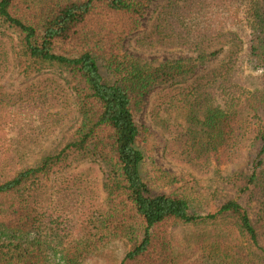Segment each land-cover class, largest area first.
<instances>
[{
  "label": "trees",
  "instance_id": "obj_1",
  "mask_svg": "<svg viewBox=\"0 0 264 264\" xmlns=\"http://www.w3.org/2000/svg\"><path fill=\"white\" fill-rule=\"evenodd\" d=\"M155 1L0 0L2 66L13 58L25 75L57 73L73 93L80 119L65 146L33 164L11 169L13 154L0 151V264H84L121 239L132 248L120 264H184L172 229L223 218L236 220L224 235L238 243H223L220 233L203 239L198 246L210 254L206 261L264 260V77L257 87L242 77L244 64L264 75V0H169V38L188 53L153 66L124 45L141 30ZM233 5L247 14L248 30L210 34L201 28L200 19ZM216 59V68L196 76L199 66ZM165 86L179 91L170 104L194 118L214 98L224 104L198 120L199 137L189 131L185 141L179 139L188 159L221 162L242 157L244 150L251 156L249 170L229 182L236 197L213 214L195 211L189 192L170 189L178 178L151 165L150 131L138 117L146 98ZM2 125L0 118V133ZM85 163L103 173L104 204L81 213L74 201L76 215H68L62 202L42 201L48 184L74 196L68 174Z\"/></svg>",
  "mask_w": 264,
  "mask_h": 264
},
{
  "label": "rangeland",
  "instance_id": "obj_2",
  "mask_svg": "<svg viewBox=\"0 0 264 264\" xmlns=\"http://www.w3.org/2000/svg\"><path fill=\"white\" fill-rule=\"evenodd\" d=\"M168 1L153 2L142 20L141 30L130 36L124 45L125 51L153 66L166 59L186 56L188 53L187 49L174 46L169 38L172 31L167 28L168 15H165L164 9L170 3ZM173 9L175 10V7ZM206 16L200 19V25L210 34L219 31L242 34L248 30L245 27L247 14L243 8L238 9L236 5L220 8ZM222 57L223 55L219 59ZM219 59L199 66L196 76L200 77L216 68ZM10 61L11 64L5 66L0 63V92L6 99L0 114L3 121L0 151L5 150L13 154L10 166L11 169H18L22 164H33L65 146L79 127L80 119L75 97L57 73L47 70L28 76L17 68L13 58ZM242 77L250 86L257 87L264 75L244 64ZM165 87L153 90L146 98L145 108L138 117V122L150 131L149 142L153 145L151 165L178 178V183L170 189L189 192L185 194L192 198L195 211L201 215L213 214L227 201L236 197L237 193L229 182L236 174L249 170L251 156L244 150L242 157L224 158L221 162L214 159L206 161L204 158L188 159L179 139L184 138L185 141L182 135L189 136V131H194L199 137L203 125L198 120L205 118L207 110L223 109L224 104L221 99L214 98L207 104V109L194 118L192 114L188 115L187 109H178L170 104L174 99L172 96L179 91L170 86ZM188 144H192V141ZM3 168L8 169L4 166ZM68 175L71 176L70 189L76 190L77 193H74V196L73 193H56L57 189L51 190L55 184H48L49 191L42 196L46 205L54 206L62 202L63 207L69 209L68 215L72 212L76 215L71 208L74 201H77L81 213L88 208L94 209V204L105 203L107 193L103 189V173L100 168L85 163L77 166ZM59 182L60 180L57 185ZM74 185L81 190H77ZM235 225V219L223 218L197 227L181 225L173 228L175 241L181 253L183 252L181 259L184 264H213L206 261L210 254L198 246V243L210 237L214 239L219 233L223 237L234 230ZM223 241L225 244L232 241L238 243L235 236H225ZM241 245L249 255L248 244L242 241ZM261 246L264 247V238H261ZM131 248V243L126 239L116 240L104 252L89 258L84 264H120ZM258 264H264V260H258Z\"/></svg>",
  "mask_w": 264,
  "mask_h": 264
}]
</instances>
